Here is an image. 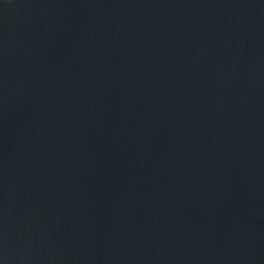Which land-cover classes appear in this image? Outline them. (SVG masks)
Here are the masks:
<instances>
[{"label":"water","instance_id":"obj_1","mask_svg":"<svg viewBox=\"0 0 264 264\" xmlns=\"http://www.w3.org/2000/svg\"><path fill=\"white\" fill-rule=\"evenodd\" d=\"M0 264H264V0H0Z\"/></svg>","mask_w":264,"mask_h":264}]
</instances>
